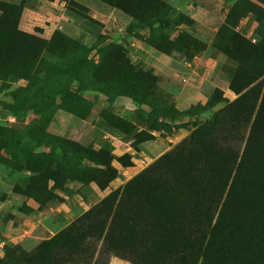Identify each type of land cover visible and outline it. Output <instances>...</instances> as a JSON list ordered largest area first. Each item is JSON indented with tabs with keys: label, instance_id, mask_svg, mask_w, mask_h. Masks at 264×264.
<instances>
[{
	"label": "rangeland",
	"instance_id": "rangeland-1",
	"mask_svg": "<svg viewBox=\"0 0 264 264\" xmlns=\"http://www.w3.org/2000/svg\"><path fill=\"white\" fill-rule=\"evenodd\" d=\"M163 1L172 7L168 14L171 23L153 29L135 27L144 38L141 40L133 36L126 37L125 27L130 22L128 15L112 6H109L111 7L109 11L102 10L107 7L99 0H86L89 3L84 2L86 6L74 0H0V9L19 6V11L17 13L14 11L12 17L16 18V28L20 31L48 39L54 31L61 32L57 17L64 12L77 15L79 22L84 24L90 33L89 44L85 45L84 51L80 52V47L70 41L65 42L67 45L56 50L52 47L47 52H40L35 68L38 75H44L43 80L38 84L42 85L48 93H55V101L62 90L82 95L83 98L77 105V113L81 114L88 108L90 114L87 119L83 122L76 120V123L73 121L68 123L56 118L55 111L52 116H43L45 111L41 102L33 106L29 112L24 109H12L5 106L11 104L0 102V137L4 134L12 137V141L11 139L8 142L0 141V156L3 158L1 160L22 162V165L24 161H32L33 158L25 159L21 156L12 158L9 151L13 149V144L16 145L14 137H23L29 145L33 146V150H47L48 148L43 146L45 140L38 139L56 137L54 135L62 133L67 137H78L77 139L83 141L82 145L88 144L86 140L93 137L88 145L95 151L87 153L86 156H84L85 153L83 154L80 161L83 165L82 169L92 165L91 161L106 157L105 160L110 163V166L117 170L116 177L104 189H98L92 182L80 185L75 181L66 180L62 184L61 195L57 194L56 199L40 206L34 202L33 208L27 204L30 202L25 197H18L15 194L14 196L11 193L10 189L12 190L15 184L11 186V183H7L0 172V206L1 202L6 200L0 207V235L9 239L15 236L17 232L12 229L24 222L23 214H27L28 218L36 222L30 235L19 239L13 246L30 249L41 240L52 236L74 219L69 214L57 213V209L54 210V205H57V201L62 196L77 199L80 205L87 209L169 150L211 114L235 100L238 93L233 90V87L242 86L250 80L246 72L234 75L236 63L219 50L226 46L230 31L243 35L250 45L264 46V0ZM74 3H78L82 8H78ZM249 3H252L253 7ZM88 5L95 6L91 9L87 7ZM255 6L257 8H254ZM230 9L233 11L230 14V21L233 23L231 26L224 23V17ZM120 13L129 19L127 23ZM180 32L192 36L205 45L202 51H198L188 61L185 60L183 51L175 49L165 54L154 47L158 38L165 44L164 39L169 42ZM61 33L74 40L68 34ZM196 45L197 43L193 44L192 48L195 49ZM199 53L202 55L199 56ZM198 56L202 59L201 61L197 60ZM77 61L80 62L77 63ZM185 62L194 63L190 66V69L193 68L194 71L191 72L188 80L183 78L184 74H178L179 71L186 70ZM29 64L30 62L26 60L25 65ZM155 71L159 73L155 74ZM16 78L29 87L24 80ZM200 81L211 83L214 86L213 89L220 92L219 97L222 99L208 110H199L206 101L198 103L197 101L201 99L195 98L193 101L186 98L179 102V99L172 95V93L175 94L176 89L179 95L188 94L190 92L188 83L197 84ZM231 83L233 87L229 85ZM37 90L41 95V91ZM125 94L133 95L135 101L146 100L147 103L138 104ZM118 96L127 97L130 102L126 103ZM114 99H118L117 108L112 103ZM187 101L190 103L187 104ZM68 103L70 104V101ZM176 103L185 108L177 109ZM187 110L192 111L193 114L181 113ZM121 111L123 117L120 118L116 113ZM98 114L106 116L111 125L105 123L103 125L101 122V128L92 134L90 122L93 115ZM252 118L245 136L250 141L249 153L252 159L245 165L246 168L242 170L239 179L233 182V193L228 202L225 219L229 233L233 226L238 225V228L231 233L232 245L226 249L227 264H264V108L255 111ZM117 127L122 129L125 135L115 133ZM151 127L156 128V134L151 133L149 129ZM117 136L130 139V148L125 149L124 144H117L115 138H110ZM140 142H143L142 146H139ZM41 143L42 145H38ZM153 146L160 149L150 154ZM9 155L11 159H8ZM74 158L72 157L68 163V168L76 173L79 169L78 160ZM34 160L46 163L42 159ZM53 166L58 169L59 160H56ZM83 173L87 172L83 170ZM25 176L22 172L15 183L18 182L20 186H23ZM250 176H253L255 180L245 183ZM256 179H259V182ZM48 185H51V181ZM34 206L37 208L42 206V208L37 210ZM39 210H42V213ZM250 226L253 228L252 232ZM253 234L258 237L255 245L246 242L247 237ZM108 264L133 263L111 257Z\"/></svg>",
	"mask_w": 264,
	"mask_h": 264
},
{
	"label": "trees",
	"instance_id": "trees-1",
	"mask_svg": "<svg viewBox=\"0 0 264 264\" xmlns=\"http://www.w3.org/2000/svg\"><path fill=\"white\" fill-rule=\"evenodd\" d=\"M99 1L128 15L130 22L125 32L141 40L144 38L135 27L153 29L171 23L168 14L172 7L163 0ZM74 5L82 8L78 3ZM249 5L253 7L252 3ZM0 10V80L14 75L30 88L39 89L45 111L43 116H52L59 101L65 96L73 101L77 94L62 90L55 101V93H48L38 84L44 77L35 72L40 52H47L52 47L56 50L67 45L65 42L68 41L80 47V52L85 45L65 37L58 30L48 39L20 31L16 28V18L12 17L14 11H19V6ZM232 12L230 9L224 17L226 25L233 24L230 21ZM164 41L165 44L158 38L154 47L165 54L175 49L183 51L186 61L205 47L204 43L184 32L178 33L169 42ZM196 43L195 49L192 48ZM225 44L219 52L236 63L234 75L246 72L250 76V80L242 86L229 84L238 93L235 100L211 114L169 150L49 238L30 249L13 246L15 243L6 244L0 254V264H108L111 257L133 264H225L228 261L226 249L233 242L231 233L238 228L236 224L229 233L225 222L233 193L232 185L252 159L250 141L245 136L254 112L264 108V46L250 45L243 35L233 31H230ZM26 60L30 62L27 66ZM219 95L220 92L214 88L199 110H208L216 105L222 100ZM125 96L138 104L147 103L146 100L135 101L130 94ZM5 106L27 110L25 106ZM181 113L193 114L188 110ZM101 118L111 125L106 116ZM115 129L123 132L118 127ZM149 129L156 131L155 127ZM1 136L0 141L8 142L12 138L5 134ZM41 138L38 140H45L43 146L47 150H33L23 137H14L16 145L13 144L9 152L12 158L42 159L46 163L32 159L22 165V162L1 160L0 156L1 164L30 172L23 186L15 184L12 191L31 198L39 206L56 199L66 180L80 185L92 182L98 189H104L116 177L117 170L110 166L106 157L93 160L92 165L81 168L83 154L86 156L95 151L89 145ZM72 157L78 160L76 173L68 168ZM56 160H59L58 169L53 166ZM83 170L87 173L84 174ZM259 179L256 181L259 182ZM250 180L255 179L250 176L245 183ZM250 229L252 232V226ZM257 241L258 237L254 234L246 239L251 245Z\"/></svg>",
	"mask_w": 264,
	"mask_h": 264
},
{
	"label": "crops",
	"instance_id": "crops-1",
	"mask_svg": "<svg viewBox=\"0 0 264 264\" xmlns=\"http://www.w3.org/2000/svg\"><path fill=\"white\" fill-rule=\"evenodd\" d=\"M74 1L78 2L79 4L85 5V6L87 4H89L88 2H86V0H74ZM84 2L87 4H85ZM104 5L107 8H103V9L100 7L99 8L102 10H106V11L111 10V7H109L106 4H104ZM92 6H95V5H91V6L88 5L87 7L91 8ZM96 6L98 7V5H96ZM92 11H94V10H92ZM120 15H121L122 19L125 21V23H127L129 19H127V17H124L125 15H123L121 13H120ZM57 23H58V27L60 28L61 32L68 34L69 36H71L72 39H74V40H76V41H78L84 45L89 44V39H90L89 29L84 24H81L79 22L77 15H75V14L70 15V14H66L63 12L62 14H60L57 17ZM126 37L130 38L131 36L127 34ZM201 55H202V53H199V56H201ZM199 56H198L197 60L201 61L202 59ZM185 64L187 67H185L184 65L183 66H184V69H186V70L179 71L178 74H184V75H182V76H184L183 78L188 80L192 74L191 72L194 71L193 68L190 69V66H192V64L194 65V63L193 62L192 63L185 62ZM158 73L159 72L155 71V74H158ZM178 74H177V76H178ZM174 76L177 77L176 75H174ZM188 86H189V88H188ZM188 86L186 87V89L188 88L190 90V92H188V94L179 95V91H177V89H176L175 94L172 93V95L174 97H176L177 100L179 99V102H181L182 100H185L186 98L187 99L189 98L190 100L193 99V101H195L194 100L195 98H198V100L201 99V100L197 101L198 103H204L206 98L208 97L209 93L212 91V89L214 87L213 85H211V83L208 84L207 82H204V81L203 82L200 81L197 84H192L191 82H189ZM67 97L68 96H65V98H63L61 101L58 102L57 109L55 110V117L56 118L58 117L59 119H61L63 121H67L68 123H70L71 121L76 123L75 122L76 120H79L81 122L85 121L90 114V111L88 110V108H87V110H83V112H81V114L77 113V111H78L77 105H79L78 104L79 100H82V98H83L82 95L74 96L75 98L73 101L69 100ZM118 97H119V99L124 100L126 103L130 102L127 97H123V96H118ZM68 101H70V104L68 103ZM0 102L3 104L26 106L27 110L29 112L30 109L31 110L33 109V106H36L38 104V102L39 103L41 102V95L37 89L27 87L24 83L19 82L16 77L11 75V76H8L5 80H0ZM112 103L117 108L116 103H118V99H114ZM189 103H190V101L187 104H189ZM178 104L179 103L175 104L177 109L185 108V106H180ZM132 107H133V105H132ZM116 114L120 117H123L122 111L117 112ZM37 116H38V114H37ZM101 122L103 125H104V123L106 124V122L101 118V116L99 114L93 115V119L90 122L91 123L90 130H91L92 134H94L95 132H98V130L102 126ZM114 132L117 134L123 135V133L120 132L119 130H116ZM63 133H65V132L63 131ZM151 133L156 134V131L151 130ZM107 135H109V134H107ZM177 135H179V134H177ZM54 136H56V137H47V138H50L51 140L58 139V141H60L59 139H63V140H67V141L79 144V145L83 144V141L77 139L78 137H67L65 134H62V133L58 134V135H54ZM167 137H172V136H167ZM174 137H176V136H174ZM92 138L93 137H89L86 140L88 142V144H89V142H91ZM103 138H105V137H103ZM110 138H112V139L115 138L114 140H116L117 144H124L126 146L125 149L130 148V146H129L130 139H122L123 137H119V136L110 137ZM84 144L88 145L87 143H84ZM86 145H82V146H86ZM142 145H143V142H140L139 146H142ZM159 149L160 148L153 146L150 154L156 153ZM0 172H2L1 175L4 177V179L7 180V183H11V186L13 184H18V182L17 183H15V182L18 180L19 175L22 172H23V174L26 175L23 179L24 182L27 179V177L30 175V172L27 170H15V169L9 168L3 164L0 165ZM10 191L13 195L15 194L18 197L22 196L18 193L13 192L11 189H10ZM58 194L61 195V192H58ZM25 199H27L30 202V203L27 202V204L30 207H32L34 204V201L31 198H25ZM5 202H6V200L1 202V206L4 205ZM57 202H58L57 205H54L55 206L54 210L57 209L56 210L57 213L62 212V213L69 214V216H72L73 218L77 217L83 211L86 210L85 208H83V206L80 205V202L77 201V199H75L73 197L62 196V198ZM34 208L38 210V209L42 208V206L40 208H37L34 206ZM39 212L42 213V210L41 211L39 210ZM28 217L29 216L27 214H23L24 222L19 223L16 228L12 229V231L16 230L17 234L15 236L13 235V237L11 236V241L17 242L19 239L26 238L25 236L28 237L30 235V233L32 232L31 229L34 227V224H36V222L31 220Z\"/></svg>",
	"mask_w": 264,
	"mask_h": 264
},
{
	"label": "built area",
	"instance_id": "built-area-1",
	"mask_svg": "<svg viewBox=\"0 0 264 264\" xmlns=\"http://www.w3.org/2000/svg\"><path fill=\"white\" fill-rule=\"evenodd\" d=\"M8 243H16V242L11 241V238L9 239L0 235V254L2 253L4 246Z\"/></svg>",
	"mask_w": 264,
	"mask_h": 264
}]
</instances>
